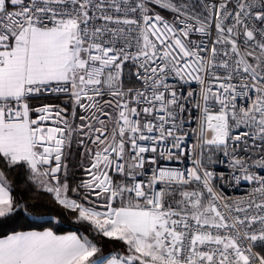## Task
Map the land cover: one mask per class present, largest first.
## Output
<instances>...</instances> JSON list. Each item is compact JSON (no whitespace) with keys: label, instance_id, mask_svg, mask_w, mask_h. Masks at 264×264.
Segmentation results:
<instances>
[{"label":"snow or ice","instance_id":"1","mask_svg":"<svg viewBox=\"0 0 264 264\" xmlns=\"http://www.w3.org/2000/svg\"><path fill=\"white\" fill-rule=\"evenodd\" d=\"M200 4L0 0V223L39 214L17 194L35 189L124 245L104 255L75 232L12 230L0 234V264H264V175L251 171L264 168V0ZM129 63L139 87L125 86ZM61 95L70 114L35 103ZM77 136L79 177L67 162ZM241 142L259 152L251 164ZM205 150L231 156L233 179L253 185L247 198L217 190ZM182 159L192 167L163 164Z\"/></svg>","mask_w":264,"mask_h":264},{"label":"built area","instance_id":"2","mask_svg":"<svg viewBox=\"0 0 264 264\" xmlns=\"http://www.w3.org/2000/svg\"><path fill=\"white\" fill-rule=\"evenodd\" d=\"M186 2L189 4L190 8L199 13H203L204 9L200 4V0H186ZM207 3L213 4L218 3L219 0H206ZM231 3H235V0H231ZM156 11H158L166 20L171 21L173 19L172 17L164 16L160 10V8H156ZM192 39L198 40L201 39L199 34H194ZM205 44H208L209 39H215L214 30L212 34L209 37H203L202 38ZM210 47V45H209ZM130 69L131 73L135 72V66H133L131 63H129L124 70V80H125V86L131 87L136 86L139 87V84L134 83V77L128 76V70ZM132 81V82H130ZM170 83H175L174 81H169ZM184 89L192 90L196 97L199 95V85L196 83L192 84H186L183 85ZM46 97H55V96H46ZM60 97H65L64 95H61ZM239 103L241 105L245 104L246 101L243 97L240 98ZM188 113L185 116V120L187 121V115H191L193 117L192 123H185V130L189 132V135L185 139L184 143L187 149H191L192 145L196 143V137L191 133V129L195 127V117L198 115V112L196 111L194 104H189L188 106ZM249 146L251 145V141H248ZM229 151H232V145L229 144ZM236 154H238L240 157L244 159H248L249 163H252V160H255L259 156V152L252 151L251 147H249L248 150L244 149V144L241 142L240 145L237 146ZM211 155L213 162L208 165L209 170L214 173V184L218 191L222 192L226 197L230 199H241V198H247L249 192L252 190L253 185L248 183L247 181L240 180L237 182L233 179L235 175H239V173L232 167L231 165V156H224L223 152L220 150H214L211 152H208L205 150V156ZM251 157V159H249ZM165 167H171V168H179L181 170H184L186 168L192 167V163L190 159H182L180 161H165L163 162ZM251 171L258 175H264V168L254 166L251 168ZM223 177V179H221Z\"/></svg>","mask_w":264,"mask_h":264},{"label":"trees","instance_id":"3","mask_svg":"<svg viewBox=\"0 0 264 264\" xmlns=\"http://www.w3.org/2000/svg\"><path fill=\"white\" fill-rule=\"evenodd\" d=\"M162 14L167 17H172L173 13L160 9ZM130 69L128 70V76H131ZM63 97L45 98L47 100L54 99L60 100ZM78 141V139H77ZM81 158V148L78 142H73L70 156L68 157L69 166L77 172L79 177V170L74 166L78 165ZM17 184H21L24 180L23 171L14 172L11 177ZM18 195H23L25 198L32 197L30 202L39 204V214L20 213L12 220L0 223V234H10L12 230H28V229H42L51 227L57 233L76 232L79 235L87 236L93 243H96L101 247L102 253H104V243L107 238H103L86 223L77 222L75 215L71 214L69 210L60 208L59 206L50 202L49 194L32 189L31 191H18ZM259 250V249H257ZM115 252V251H114Z\"/></svg>","mask_w":264,"mask_h":264},{"label":"crops","instance_id":"4","mask_svg":"<svg viewBox=\"0 0 264 264\" xmlns=\"http://www.w3.org/2000/svg\"><path fill=\"white\" fill-rule=\"evenodd\" d=\"M45 98H53V97H45ZM45 98H42L40 100H37L35 101V103H38V104H43V103H52V104H57V105H60V106H66L69 110V114L71 113V104L70 103H66L65 100L63 99H60V100H54V99H50V100H47ZM67 100V98H66ZM68 101V100H67ZM71 150V149H70ZM70 150H69V155L68 157L70 156ZM68 162V160H67ZM54 231V230H53ZM70 232H66V233H57L59 235H65V234H68ZM76 233V232H75ZM78 234V233H77ZM107 243H108V249L109 251L105 253V249H104V255H116V254H122L123 253V250H124V245L122 244V242H119V241H113V240H109L107 238ZM111 246V247H110ZM115 251V252H114Z\"/></svg>","mask_w":264,"mask_h":264},{"label":"rangeland","instance_id":"5","mask_svg":"<svg viewBox=\"0 0 264 264\" xmlns=\"http://www.w3.org/2000/svg\"><path fill=\"white\" fill-rule=\"evenodd\" d=\"M61 99L65 100V102H66V103H69V102L66 100V98H65V97H63V98H61ZM77 123H78V121H77ZM77 139L79 140V139H80V137H79V136H77V137L75 138L76 142H78V141H77ZM75 140H74L73 142H75ZM207 151H208V150H207ZM104 245H105V246H104V247H105L104 249H105V253H106V252H108V251H109V249H108V246H107V245H108L107 241H106V243H104ZM110 247H111V246H110Z\"/></svg>","mask_w":264,"mask_h":264}]
</instances>
